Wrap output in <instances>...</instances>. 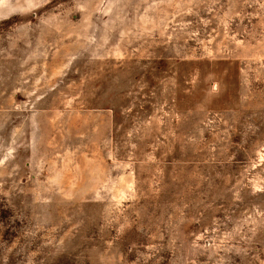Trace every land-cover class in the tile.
I'll return each instance as SVG.
<instances>
[{
	"label": "rangeland",
	"instance_id": "1",
	"mask_svg": "<svg viewBox=\"0 0 264 264\" xmlns=\"http://www.w3.org/2000/svg\"><path fill=\"white\" fill-rule=\"evenodd\" d=\"M0 264H264V0H0Z\"/></svg>",
	"mask_w": 264,
	"mask_h": 264
}]
</instances>
